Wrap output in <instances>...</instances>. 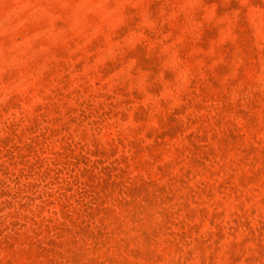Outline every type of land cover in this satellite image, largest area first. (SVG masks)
Segmentation results:
<instances>
[{"label":"rangeland","instance_id":"374dc122","mask_svg":"<svg viewBox=\"0 0 264 264\" xmlns=\"http://www.w3.org/2000/svg\"><path fill=\"white\" fill-rule=\"evenodd\" d=\"M0 264H264V0H0Z\"/></svg>","mask_w":264,"mask_h":264}]
</instances>
